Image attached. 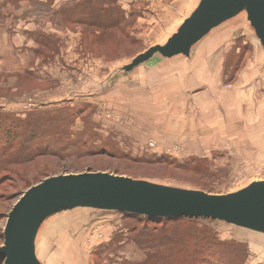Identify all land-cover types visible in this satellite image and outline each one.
<instances>
[{"label": "rangeland", "instance_id": "1", "mask_svg": "<svg viewBox=\"0 0 264 264\" xmlns=\"http://www.w3.org/2000/svg\"><path fill=\"white\" fill-rule=\"evenodd\" d=\"M201 1L0 0V247L13 206L52 176L103 172L213 195L264 181V49L245 9L189 54L129 68ZM15 123L19 141L7 143ZM32 137L47 141L26 148ZM202 228L229 263L198 240ZM34 249L41 264H264V233L71 207L45 216Z\"/></svg>", "mask_w": 264, "mask_h": 264}, {"label": "water", "instance_id": "2", "mask_svg": "<svg viewBox=\"0 0 264 264\" xmlns=\"http://www.w3.org/2000/svg\"><path fill=\"white\" fill-rule=\"evenodd\" d=\"M242 9L264 49V0H202L164 45L138 55L130 69L155 55L189 54L193 43ZM95 207L148 217H202L264 233V181L227 195L169 188L108 173L52 176L28 189L4 228V264H41L34 235L42 220L61 208Z\"/></svg>", "mask_w": 264, "mask_h": 264}, {"label": "trees", "instance_id": "3", "mask_svg": "<svg viewBox=\"0 0 264 264\" xmlns=\"http://www.w3.org/2000/svg\"><path fill=\"white\" fill-rule=\"evenodd\" d=\"M22 124L23 123H15V124H9V125L5 126V131H6V134H7V137H6L7 143L8 142L9 143H13L15 141V138L19 141V136L17 137V135L19 134V130L18 129H19V127H21ZM30 125H31V123H30ZM32 132H35V131H32ZM12 136H14L15 138H12ZM34 140L38 141V143L40 145L44 144L47 141V139L45 137H40V138L39 137H37V138L36 137H32V141H29V142L26 143V144H29L26 148L31 147V145L33 144ZM202 229H204V232H202L198 236V240L200 242H205L207 244L211 243L208 246H206L205 248L210 249V251L214 252L217 256L220 255V257L223 259V261L225 263H229V261H230L229 260V254H226L228 251L225 252L223 250L221 243H217L218 249L215 251L214 249H215L216 246L214 247V245H213V247H211L212 244L215 242V240L211 239V237L206 234L207 232H205L206 231L205 228H202ZM144 232L145 231H142V233H144ZM146 234H147V232H146ZM193 236H196V235L192 233L190 235V238L193 237ZM179 242L181 243V245H184V244L188 243V241H179Z\"/></svg>", "mask_w": 264, "mask_h": 264}]
</instances>
